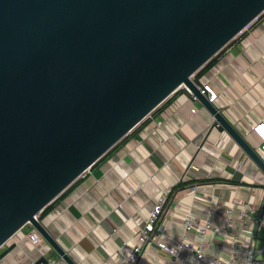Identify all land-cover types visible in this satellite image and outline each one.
<instances>
[{
	"label": "water",
	"instance_id": "1",
	"mask_svg": "<svg viewBox=\"0 0 264 264\" xmlns=\"http://www.w3.org/2000/svg\"><path fill=\"white\" fill-rule=\"evenodd\" d=\"M263 15L264 0H0V249L31 225L76 264L40 216L179 93L264 175L199 81Z\"/></svg>",
	"mask_w": 264,
	"mask_h": 264
},
{
	"label": "crops",
	"instance_id": "2",
	"mask_svg": "<svg viewBox=\"0 0 264 264\" xmlns=\"http://www.w3.org/2000/svg\"><path fill=\"white\" fill-rule=\"evenodd\" d=\"M199 81L212 87L217 97L211 104L261 156L251 126L264 124V15L209 65ZM213 122L198 101L177 94L84 174L40 220L76 264H115L133 246L150 204L169 190L167 207L178 213L166 217L157 234L163 230L175 238L181 232L180 214L204 216L213 210L217 233L211 236L212 251L227 257L240 245L241 260L249 239L235 231L227 236L224 206L233 198L262 205L264 175L225 132L212 127ZM31 230L26 225L23 234L13 238L8 245L16 243V248L2 264L44 259L22 238ZM254 242L259 247L262 236ZM49 256L60 259L53 250Z\"/></svg>",
	"mask_w": 264,
	"mask_h": 264
},
{
	"label": "built area",
	"instance_id": "3",
	"mask_svg": "<svg viewBox=\"0 0 264 264\" xmlns=\"http://www.w3.org/2000/svg\"><path fill=\"white\" fill-rule=\"evenodd\" d=\"M201 94L207 95L209 103L217 97L210 85H203ZM192 101H196L195 97H192ZM195 112L196 109L191 110L192 114ZM251 129L256 137L255 146L264 162V124L252 125ZM247 135L251 136L250 133ZM237 165L240 167L242 164L239 162ZM169 193V190L162 192L150 204L146 219L138 227L133 246L127 255L115 264H264V211L260 215L261 203L255 205L233 198L224 206L222 223L227 236L235 231L249 239L246 248H243V257L239 260L238 251L242 248L240 245L227 257L212 251L214 242L211 236L217 233L213 210H208L204 216L180 214L181 232L175 238L167 237L163 230L157 234V227L166 225V217L171 218L178 213L175 208L167 207ZM257 235L263 239L259 247L254 242ZM22 236L34 253L44 258L45 262L40 264H66L62 259L49 256L51 247L33 228ZM14 237L18 235L15 234L5 245ZM27 264L38 263L37 260H30Z\"/></svg>",
	"mask_w": 264,
	"mask_h": 264
},
{
	"label": "trees",
	"instance_id": "4",
	"mask_svg": "<svg viewBox=\"0 0 264 264\" xmlns=\"http://www.w3.org/2000/svg\"><path fill=\"white\" fill-rule=\"evenodd\" d=\"M173 98H174V97H172L171 99H169V100H168V101H167L162 107H160V108H159L154 114H156V113H158L159 111H161V110H163L164 108H166V107L172 102ZM154 114H153V115H154ZM147 120H148V119H147ZM147 120H146V121H147ZM146 121H145V122H146ZM145 122H144V123H145ZM144 123H142V125H143ZM138 128H139V127H138ZM136 130H137V129H136ZM136 130H135V131H136ZM135 131H134V132H135ZM134 132H133V133H134ZM115 148H116V147H115ZM115 148H114V149H115ZM112 150H113V149H112ZM112 150H111V151H112ZM67 192H68V191H67ZM63 196H65V195H63ZM57 201H58V200H57ZM57 201H56L53 205H51L50 207H48V209H46V211L40 216V219H41L43 216H45L49 211H51V210L53 209V207L56 205Z\"/></svg>",
	"mask_w": 264,
	"mask_h": 264
},
{
	"label": "rangeland",
	"instance_id": "5",
	"mask_svg": "<svg viewBox=\"0 0 264 264\" xmlns=\"http://www.w3.org/2000/svg\"><path fill=\"white\" fill-rule=\"evenodd\" d=\"M236 41V40H235ZM234 41V42H235ZM103 161V160H102ZM23 229V228H22ZM22 229L21 230H19L16 234L17 235H21V234H23V232H22ZM12 241H14L13 239H12ZM7 246H8V244L7 245H4L1 249H0V253H2L6 248H7ZM10 255H12V253L10 254ZM12 260V259H11Z\"/></svg>",
	"mask_w": 264,
	"mask_h": 264
},
{
	"label": "bare ground",
	"instance_id": "6",
	"mask_svg": "<svg viewBox=\"0 0 264 264\" xmlns=\"http://www.w3.org/2000/svg\"><path fill=\"white\" fill-rule=\"evenodd\" d=\"M250 138V137H249Z\"/></svg>",
	"mask_w": 264,
	"mask_h": 264
}]
</instances>
